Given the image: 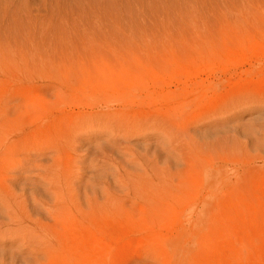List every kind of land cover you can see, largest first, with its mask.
Returning <instances> with one entry per match:
<instances>
[{"label": "rangeland", "instance_id": "obj_1", "mask_svg": "<svg viewBox=\"0 0 264 264\" xmlns=\"http://www.w3.org/2000/svg\"><path fill=\"white\" fill-rule=\"evenodd\" d=\"M0 58V264H264V0H0ZM105 107L120 134L86 126L72 151ZM35 154L48 187L7 171Z\"/></svg>", "mask_w": 264, "mask_h": 264}, {"label": "bare ground", "instance_id": "obj_2", "mask_svg": "<svg viewBox=\"0 0 264 264\" xmlns=\"http://www.w3.org/2000/svg\"><path fill=\"white\" fill-rule=\"evenodd\" d=\"M3 54V53H2ZM5 55H7V54H5ZM4 56V55H3ZM13 56V55H12ZM6 57V56H5ZM12 58V57H11ZM11 61H12V59H10ZM48 60V59H47ZM47 60H46V63H47ZM7 61V60H6ZM11 61H9V63H11ZM39 61H40V59H39ZM43 61V60H42ZM49 61V60H48ZM0 62H1V58H0ZM50 62V61H49ZM34 63V62H33ZM118 63V62H117ZM3 64H4V62H3ZM13 64H15V63H13ZM38 64V63H37ZM40 64V63H39ZM49 64V63H48ZM12 65V64H11ZM11 65H9L8 64V66H11ZM16 65V64H15ZM36 65V64H35ZM41 65V64H40ZM41 66H43V65H41ZM48 66V65H47ZM52 66V65H51ZM17 67V66H16ZM24 67V66H23ZM46 67V66H45ZM10 68V67H9ZM37 68H39L40 69V66L38 65L37 66ZM48 68H50V67H48ZM47 68V69H48ZM118 67H104L103 68V70H99L100 71V77L98 76V78H97V80L98 81H100V83L98 84V85H95V86H93V88H95V89H98L99 88V86H100V84H101V82L103 83V82H106V84H111L112 86H114V84H115V82H114V80H115V78L113 79V76L114 75H116L117 73H118V69H117ZM4 69V68H3ZM22 69V68H21ZM30 69V68H29ZM36 69V68H35ZM52 69V68H51ZM24 70V69H23ZM43 70V69H42ZM54 71V70H53ZM52 71V72H53ZM16 72V71H15ZM14 72V73H15ZM30 72V71H29ZM32 72V71H31ZM35 72V71H34ZM26 73V72H25ZM51 73V72H50ZM37 74V73H36ZM43 74H44V71H43ZM53 74H55V73H53ZM4 75V74H3ZM3 75H1L2 77H3ZM31 75H33V73L31 74ZM41 75V74H40ZM50 75H52V74H50ZM36 76V75H35ZM53 76V75H52ZM55 76H57V75H55ZM54 76V77H55ZM1 77V78H2ZM5 77V76H4ZM26 77L28 78V76H27V73H26ZM6 78V77H5ZM44 78V77H43ZM49 78V77H48ZM56 78V77H55ZM110 78H111V80H110ZM39 79V78H38ZM50 79V78H49ZM4 80V79H3ZM8 80V79H7ZM6 80V81H7ZM9 80H11V79H9ZM8 80V81H9ZM14 80V79H13ZM45 80V79H44ZM53 80V79H52ZM64 80V79H63ZM5 81V80H4ZM5 81V82H6ZM54 81H55V79H54ZM108 81V82H107ZM3 82V81H2ZM17 82V81H16ZM15 82V83H16ZM46 82V81H45ZM62 82V81H61ZM0 83H1V81H0ZM4 83V82H3ZM18 84H19V82H17ZM49 83V82H48ZM57 83H59V82H57ZM5 84V83H4ZM4 84H2V85H4ZM69 84V83H68ZM1 85V86H2ZM40 85V84H39ZM38 85V86H39ZM48 85V84H47ZM28 86V85H27ZM42 86V85H41ZM69 86V85H68ZM26 87V86H25ZM2 88H5V87H2ZM68 89L70 88V86L69 87H67ZM66 88V89H67ZM1 89V88H0ZM25 89V88H24ZM67 89V90H68ZM71 89L72 90H70V93H71V91H73L74 89H73V87H71ZM22 90V89H21ZM45 90V89H44ZM57 90V89H56ZM55 90V88H54V91L53 92H55L56 91ZM58 91V90H57ZM57 91L55 92V93H57ZM66 91V90H65ZM22 92V91H21ZM43 92V91H42ZM5 93H7V92H5ZM12 93V92H11ZM27 93H28V91H27ZM1 94V93H0ZM26 94V93H25ZM34 94V93H33ZM53 94V93H52ZM61 94V93H60ZM3 95V94H2ZM17 94H15V96H16ZM31 95H32V93H31ZM63 95V94H62ZM12 96V95H11ZM19 96V95H18ZM25 96V95H24ZM28 96V95H27ZM53 96H55V94H53ZM53 96H51L52 97V99H53ZM60 96V95H59ZM47 97V96H46ZM13 98H15V97H13ZM13 98H9V100L7 101V103L6 104H9V103H11V102H14V100H13ZM22 98V97H21ZM28 98H30V97H28ZM35 97H33V99H34ZM37 98V97H36ZM35 98V99H36ZM48 98H50L49 96H48ZM48 98H44V99H48ZM55 98V97H54ZM67 98V97H66ZM32 99V100H33ZM29 100H31V99H29ZM40 100V99H39ZM1 101V100H0ZM18 101V100H17ZM42 101V100H41ZM29 102V101H28ZM36 102V101H35ZM40 102V101H39ZM55 103H56V100L54 101ZM41 103V102H40ZM47 103V102H46ZM51 103V102H50ZM12 104V103H11ZM25 104H27V102H25ZM25 104H23V105H25ZM36 104V103H35ZM38 104V103H37ZM43 105H44V103H42ZM48 104V103H47ZM2 105V104H1ZM19 105V104H18ZM39 105V104H38ZM13 106V105H12ZM16 106V105H15ZM20 106V105H19ZM36 106V105H35ZM41 106V105H40ZM47 106H50V107H52L51 105H47ZM6 107H8V106H6ZM18 107V106H17ZM24 107V106H23ZM23 107H22V112L21 113H23L24 112V110L26 109H24L23 110ZM28 107V106H27ZM9 108V107H8ZM29 108V107H28ZM44 108H46V107H44ZM14 109V108H13ZM16 109V108H15ZM15 109H14V111H15ZM31 109V108H30ZM33 109V108H32ZM40 109V108H39ZM54 109V107H52V110ZM6 110V109H5ZM47 110H49V109H47ZM47 110H45L46 111V113H47ZM54 110H56V109H54ZM13 111V112H14ZM28 111V110H27ZM32 111H34L33 113H35L36 114V112H35V110H32ZM32 111H30V115H31V112ZM44 111V110H43ZM42 111V112H43ZM16 112V111H15ZM91 112L92 113H90L89 115H87V116H85L84 118H80L79 120H78V122L81 124V126L82 127H84V128H78V127H76V129H74V128H72V129H70V133L69 134H67V136H68V140H67V144L66 145H70V144H72V148H71V150L72 151H74L75 149H76V142H78V141H80V137H81V134H84L85 133V129H86V126H89V127H101V129H102V131H103V133H107L109 136H112V135H119L120 134V132L117 130V128L115 127V125H113V121H112V119H111V117H108V116H110V114L111 113H113L114 112V110H112V109H109V108H107V107H105L104 109H97V110H95V109H92L91 110ZM8 113V112H7ZM11 112H9L8 114H10ZM18 113V112H17ZM39 113V112H38ZM44 113V112H43ZM55 113H56V111H55ZM54 113V114H55ZM14 114V113H13ZM24 115H25V112L23 113ZM28 114V113H27ZM49 114H50V112H49ZM11 115H12V113H11ZM23 115V116H24ZM29 115V116H30ZM32 116H34V115H32ZM2 116H0V118H1ZM25 117V116H24ZM54 118V117H53ZM22 119V118H21ZM23 120V119H22ZM51 120H52V118H51ZM19 121V120H18ZM21 121V120H20ZM53 121V120H52ZM2 122V121H1ZM17 122V121H16ZM50 122V121H49ZM48 122V123H49ZM7 123V122H6ZM0 128H3L4 127V124H2V123H0ZM9 125V124H8ZM5 127H6V125H5ZM9 128V127H8ZM82 130V132L81 133H79V130ZM1 132H2V130H0ZM9 131V130H8ZM4 132V131H3ZM6 132V131H5ZM34 137H36V135L34 134ZM13 143V142H12ZM195 144V143H194ZM36 145V144H35ZM28 146V145H27ZM191 147V146H190ZM189 147V150H188V153H187V156H188V159L189 160H187V166H190V168H194V170L196 171V172H200V173H202L203 171L202 170H198L197 169V165H200V166H205V164H206V162H207V160H205V159H207L206 157H203V156H205L204 155V152H201V153H197V152H194V151H192L191 150V148ZM27 149V148H26ZM29 149V148H28ZM33 150V149H32ZM21 151V150H20ZM13 153V152H12ZM11 153V154H12ZM35 153H37V152H35ZM24 154V153H23ZM9 155V154H8ZM26 154H24V156H25ZM8 157V156H7ZM7 157H6V159H7ZM13 157V156H12ZM68 157L70 158V155H68ZM26 158V157H25ZM27 158H28V156H27ZM5 159V160H6ZM18 159V158H17ZM13 160V159H12ZM20 160V159H19ZM205 160V161H204ZM76 162H79V160H75ZM184 161V160H183ZM15 162H17V160L15 161ZM20 162V161H19ZM19 162H17V163H19ZM80 163V162H79ZM26 165H28L27 167H24V168H22V167H9V166H6V168H7V171H15V170H24V171H26V172H34L35 174H33L34 176H36V174H37V171H40V172H42V174L43 175H40V177L44 180V188H45V186L47 185V187L49 186V183H55V178H57V177H59L60 175L57 173V170H58V168L57 167H55L54 168V170H53V172L50 170V171H48L45 167H43L42 165H41V162L38 160V158H37V156H36V154L34 155V158L31 156V161H30V164H28L27 162L25 163ZM73 164H75V163H73ZM11 165V164H10ZM25 165V166H26ZM17 166V165H16ZM155 175V174H154ZM183 175H184V173H183ZM153 176V175H152ZM158 174H156V179L154 178V180H156L155 182H154V180H153V182H151L152 181V177L150 178V177H148L147 178V181H148V183L150 184V187H149V191H152L153 189V191L155 192L156 190L155 189H157V190H159V192H165V190H166V187H168L169 186V180H176L178 183H180V181H181V175L180 174H178V172H177V174H175L172 178H166L167 177V175H164V173H160V175L158 176ZM154 177V176H153ZM197 177H198V173H197ZM149 180H151V181H149ZM154 183H156L155 185H156V187L154 186ZM127 187L129 188V185H127ZM132 191H133V193H135L136 194V196H138V197H141L142 195L144 196V194L143 193H140V191H141V189H143V185L141 184V182L140 181H138V183H133L132 184ZM127 188V189H128ZM141 188V189H140ZM144 189H146V191H147V188H146V186H145V188ZM104 192V194H105V192L106 191H103ZM107 193H109V192H107ZM106 193V194H107ZM103 194V195H104ZM105 194V195H106ZM104 195V196H105ZM110 195V194H109ZM107 196V195H106ZM111 196V195H110ZM86 198H88V197H86ZM90 198V197H89ZM108 198V197H107ZM17 198L15 197V196H12L10 199H8V200H5L4 202H3V209H4V211L7 213V214H10V213H13V211H14V209H13V206H12V202H14L15 200H16ZM92 199V198H91ZM86 200V203H87V206H89L90 204H94L95 206H96V202L92 199V200ZM69 203H71V201H70V194H67L66 192H65V190H64V188L63 187H60L57 191H55L54 193H53V196H52V200H51V206H52V208H53V210H51V212L53 213L52 214V219L54 220V221H62L63 219H65L60 213H59V211L60 210H69ZM77 205L79 206V207H81L80 205H81V203H77ZM70 207L72 208V207H74V205L73 204H70ZM11 219V218H10ZM13 219H14V216H13ZM15 223H16V221L14 220V221H11L9 224L10 225H15ZM44 239H45V237H42L41 238V244H42V247H43V249H42V251H43V253L44 254H50V249H48V248H44Z\"/></svg>", "mask_w": 264, "mask_h": 264}]
</instances>
